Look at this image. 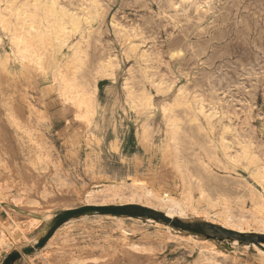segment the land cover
Segmentation results:
<instances>
[{
  "label": "rangeland",
  "instance_id": "rangeland-1",
  "mask_svg": "<svg viewBox=\"0 0 264 264\" xmlns=\"http://www.w3.org/2000/svg\"><path fill=\"white\" fill-rule=\"evenodd\" d=\"M89 1L0 0V264H264V0Z\"/></svg>",
  "mask_w": 264,
  "mask_h": 264
},
{
  "label": "bare ground",
  "instance_id": "bare-ground-1",
  "mask_svg": "<svg viewBox=\"0 0 264 264\" xmlns=\"http://www.w3.org/2000/svg\"><path fill=\"white\" fill-rule=\"evenodd\" d=\"M83 1V0H82ZM89 1V0H88ZM157 1V0H156ZM160 1V0H159ZM206 1V0H205ZM50 2V1H49ZM48 2V3H49ZM85 2V1H84ZM90 2V1H89ZM96 2V1H95ZM174 2V1H173ZM172 2V3H173ZM182 2H184V0L182 1ZM21 3V2H20ZM46 3V2H45ZM44 3V4H45ZM47 3V4H48ZM71 3V2H70ZM170 3V2H169ZM50 4V3H49ZM48 4V5H49ZM54 4H55V2L53 1V2H51V4H50V6H49V10H52V13H53V10H54ZM94 4V3H93ZM99 4V3H98ZM179 4V3H178ZM204 4V3H203ZM80 5V4H79ZM83 5V4H82ZM152 5V4H151ZM173 5V4H172ZM175 5V4H174ZM215 5V4H214ZM14 6V5H13ZM85 6V5H84ZM101 5H99V7H100ZM177 6V5H176ZM205 6V5H204ZM234 6V5H233ZM5 7V6H4ZM20 8H21V6H20ZM44 8V7H43ZM47 8H44V9H47ZM169 8H172V7H169ZM168 8V9H169ZM216 8V7H215ZM236 8V7H235ZM235 8H233V9H235ZM10 9H11V7H10ZM48 9H47V11H48ZM161 9H163V7L161 8ZM264 9V8H263ZM32 10V9H31ZM35 10V9H34ZM61 10V9H60ZM65 10V9H64ZM63 10V11H64ZM160 10V9H159ZM165 10V9H164ZM173 10V9H172ZM183 10H184V8H183ZM196 10V9H195ZM41 11H43V10H41ZM46 10H45V12H47ZM191 11H192V9H191ZM19 12V11H18ZM49 12V11H48ZM47 12V13H48ZM51 12V11H50ZM85 12H87V11H85ZM97 12H99V11H97ZM161 12V11H160ZM232 12V11H231ZM34 13V12H33ZM40 13V12H39ZM133 13V12H132ZM145 13H147V12H145ZM191 13V12H190ZM238 13V12H237ZM21 14V13H20ZM69 14V13H68ZM156 14V13H155ZM50 15V14H49ZM72 15H74V14H72ZM87 15H89V14H87ZM145 15V14H144ZM166 15V14H165ZM16 16V15H15ZM17 16H19V15H17ZM40 16V15H39ZM44 16V15H43ZM51 16V15H50ZM53 16V15H52ZM52 16H51V18H52ZM76 16V15H75ZM75 16H72V17H75ZM79 16V15H78ZM84 16V15H83ZM45 17V16H44ZM44 17H42L43 19H44ZM80 17H81V15H80ZM89 17V16H88ZM193 17H196V16H193ZM40 19H41V17H39ZM49 18V17H48ZM48 18H46V20L48 19ZM164 19V18H163ZM174 19H176V18H174ZM189 19V18H188ZM197 19V18H196ZM199 19V18H198ZM34 20V19H33ZM45 20V19H44ZM43 20V21H44ZM84 20V19H83ZM111 20V19H110ZM169 20V19H168ZM170 20H171V18H170ZM48 21V20H47ZM89 21V20H88ZM35 22V21H34ZM38 22V21H37ZM45 22V21H44ZM49 22V21H48ZM51 22V21H50ZM163 22H164V20H163ZM182 22V21H181ZM189 22V21H188ZM84 23H85V20H84ZM105 23V22H104ZM111 23V22H110ZM185 23V22H184ZM183 23V24H184ZM1 24V23H0ZM45 24V23H44ZM83 24V23H82ZM106 24V26L108 25L107 23H105ZM163 24V23H162ZM132 25H134V24H132ZM15 26V25H14ZM85 26V25H84ZM83 27V26H82ZM172 27V26H171ZM18 28V27H17ZM29 28V27H28ZM16 29V28H15ZM32 29V28H31ZM34 32V31H33ZM169 32V31H168ZM8 33V32H7ZM14 33V32H13ZM16 33V32H15ZM158 34V33H157ZM14 35V34H13ZM184 35H186V34H184ZM166 36V35H165ZM140 37V36H139ZM164 37V36H163ZM184 37V36H183ZM11 38H14L13 36H11ZM141 39V38H140ZM180 39V38H179ZM186 39V38H185ZM14 40V39H13ZM22 40V39H21ZM187 40V39H186ZM176 41V40H175ZM179 41V40H178ZM177 41V42H178ZM15 42H16V40H15ZM43 42V41H42ZM123 42V41H122ZM153 42V41H152ZM200 42H202V41H200ZM199 42V43H200ZM9 44V43H8ZM10 44H12V43H10ZM34 44V43H33ZM124 44V43H123ZM126 44V43H125ZM172 44H174V43H172ZM28 45V44H27ZM121 45V44H120ZM176 45V44H175ZM179 45V44H178ZM201 45V44H200ZM200 45H198V46H200ZM12 46H13V44H12ZM45 46V45H44ZM16 47V46H15ZM191 48V47H190ZM38 49V48H37ZM143 49V48H142ZM196 49V48H195ZM31 50H33V49H31ZM128 50H129V48H128ZM132 50V49H131ZM134 51V50H133ZM173 51V50H172ZM182 51V50H181ZM197 51V50H196ZM204 51V50H203ZM29 52H31V51H29ZM158 52V51H157ZM201 52V51H200ZM148 53V52H147ZM151 53V52H150ZM181 53V52H180ZM179 53V54H180ZM194 53V52H193ZM196 53V52H195ZM199 53V52H198ZM145 54V53H144ZM160 54V53H159ZM175 54V53H174ZM178 54V55H179ZM14 55V54H13ZM157 55V54H156ZM173 55V54H172ZM171 55V56H172ZM5 56H7V54L5 55ZM30 56V55H29ZM82 56H83V54H82ZM170 56V55H169ZM170 56V57H171ZM11 57V56H10ZM23 57V56H22ZM86 57V56H85ZM133 57V56H132ZM9 58V57H8ZM14 58V57H13ZM21 58V57H20ZM19 58V59H20ZM81 58V57H80ZM107 58V57H106ZM127 58V57H126ZM145 58V57H144ZM149 58V57H148ZM160 58H161V56H160ZM15 59V58H14ZM115 59V58H114ZM155 59V58H154ZM157 59V58H156ZM10 60V59H9ZM160 60V59H159ZM11 61V60H10ZM123 61V60H122ZM29 64V63H28ZM34 65V64H33ZM81 65H83V64H81ZM208 65V64H207ZM210 65V64H209ZM85 66V65H84ZM101 68V67H100ZM106 70V69H105ZM112 72V71H111ZM203 72H205V71H203ZM202 72V73H203ZM102 73V72H101ZM104 73V72H103ZM108 73V72H107ZM114 73V72H113ZM136 73V72H135ZM208 73V72H207ZM212 72H210V74H211ZM78 74V73H77ZM213 74V73H212ZM211 74V75H212ZM98 75V74H97ZM203 75V74H202ZM245 75V74H244ZM23 76V75H22ZM214 76V75H213ZM74 78H75V75H74ZM77 78V77H76ZM137 78V77H136ZM203 78V77H202ZM206 78V77H205ZM224 78H225V76H224ZM214 79H215V76H214ZM217 79V78H216ZM222 79V78H221ZM226 79V78H225ZM211 80V79H210ZM230 81H231V79H229ZM236 80H239V79H236ZM235 80V81H236ZM67 81V80H66ZM205 81H207V80H205ZM214 81V80H213ZM221 81V80H220ZM222 82H224V81H222ZM221 82V83H222ZM264 82V81H263ZM229 83V82H228ZM228 83H226V84H228ZM231 83H233L232 81H231ZM237 83V82H236ZM217 84V83H216ZM215 84V85H216ZM210 85V84H209ZM212 85V84H211ZM218 85V84H217ZM76 86V85H75ZM79 86V85H78ZM91 86V85H90ZM142 86V85H141ZM221 86V85H220ZM226 87V86H225ZM224 87V88H225ZM231 87V86H230ZM205 88V87H204ZM214 87H212V89H213ZM219 88V87H218ZM233 88V87H232ZM70 89V88H69ZM147 89V88H146ZM61 90V89H60ZM64 90V89H63ZM77 90V89H76ZM207 90V89H206ZM202 91V90H201ZM205 91V90H204ZM225 91V90H224ZM256 91V90H255ZM146 92V91H145ZM227 92V91H226ZM79 93V92H78ZM137 93V92H136ZM144 93V92H143ZM219 93V92H218ZM223 93V92H222ZM231 93V92H230ZM226 94V93H225ZM65 95V94H64ZM67 95H69V94H67ZM131 95V94H130ZM134 95V94H133ZM228 95V94H227ZM70 96V95H69ZM88 96V95H87ZM141 96V95H140ZM144 96V94L142 95V97ZM148 96V95H147ZM220 96V95H219ZM64 97V96H63ZM131 97V96H130ZM144 97H146V96H144ZM213 97V96H212ZM67 98H69L68 96H67ZM232 98V97H231ZM64 99V98H63ZM84 99V98H83ZM82 99V100H83ZM221 99V98H220ZM131 100V99H130ZM140 100V99H139ZM211 100V99H210ZM219 100V99H218ZM225 100V99H224ZM229 100V99H228ZM141 101V100H140ZM148 101V100H147ZM152 101V100H151ZM183 101V100H182ZM170 102H172V101H170ZM70 103V102H69ZM74 102H71V104H73ZM131 103V102H130ZM137 103V102H136ZM82 104V103H81ZM148 104V103H147ZM151 104V103H150ZM180 104V103H179ZM188 104V103H187ZM74 105H75V103L73 104V107H74ZM173 105V104H172ZM176 105V104H175ZM30 108H33L30 104L28 105ZM142 106H143V104H142ZM150 106V105H149ZM174 106V105H173ZM237 106V105H236ZM168 107V106H167ZM176 108H178L177 106H175ZM215 107V106H214ZM63 108V107H62ZM77 108V107H76ZM242 108V107H241ZM240 108V109H241ZM81 109V108H80ZM180 109H182V108H180ZM232 109V108H231ZM230 109V110H231ZM234 109V108H233ZM144 111V110H143ZM220 111V110H219ZM168 112V111H167ZM184 112V111H183ZM230 113V112H229ZM168 114V113H167ZM171 114V113H170ZM184 114V113H183ZM217 114V113H216ZM232 114V113H231ZM189 115V114H188ZM167 116V115H166ZM232 116V115H231ZM16 118V117H15ZM23 118V117H22ZM176 118V117H175ZM191 118V117H190ZM14 119V118H13ZM13 119H12V117H9V121L10 120H12L13 121ZM21 119V118H20ZM173 120V119H172ZM193 120V119H192ZM17 121V120H16ZM27 121V120H26ZM178 121V120H177ZM180 121V120H179ZM191 121V120H190ZM168 122V121H167ZM188 123V120L187 121H185V123ZM1 123V122H0ZM9 123V122H8ZM20 123V122H19ZM23 123V122H22ZM171 123V122H170ZM174 123H176L175 121H174ZM180 123V122H179ZM184 123V122H183ZM27 124V123H26ZM182 124V123H181ZM28 125V124H27ZM172 125V124H171ZM175 125V124H174ZM186 125V124H185ZM184 124H183V126H185ZM176 126V125H175ZM14 131H15V133L13 134V133H11V132H8L6 129H5V127H3V126H1V124H0V151H1V147H2V149H4V148H13V146L16 144L19 148H20V146H21V143H20V141H19V139H18V137H20V134L19 133H17L16 134V132L18 131L19 132V129H21V127H20V125L19 124H17V123H15L14 124ZM147 127V126H146ZM186 127V126H185ZM189 127V126H188ZM176 128V127H175ZM180 129L182 128L181 126L179 127ZM147 129H149L148 127H147ZM174 129V128H173ZM172 129V130H173ZM35 130V129H34ZM176 130V129H175ZM174 130V131H175ZM179 130V129H178ZM185 130V129H184ZM177 131V130H176ZM35 132V131H34ZM191 132V131H190ZM190 132H188V133H190ZM29 133V132H28ZM174 133V132H173ZM193 134V133H192ZM178 135H180L179 133H178ZM183 135V134H182ZM174 137V136H173ZM189 137V136H188ZM238 137H239V135H238ZM243 137V136H242ZM237 138V137H236ZM182 139V138H181ZM14 140V141H13ZM191 140V139H190ZM186 141V140H185ZM239 141V140H238ZM175 142H176V140H175ZM235 142V141H234ZM238 143V142H237ZM14 144V145H13ZM186 144H188L189 145V143H186ZM233 144V143H232ZM241 144V143H240ZM192 145V144H191ZM36 146H39L38 144L36 145ZM193 146V145H192ZM197 146V145H196ZM195 146V147H196ZM232 147V146H231ZM181 148V147H180ZM179 148V149H180ZM188 148V147H187ZM202 148V147H201ZM212 148V147H211ZM6 149V150H7ZM191 149V148H190ZM200 149V148H199ZM213 149V148H212ZM211 149V150H212ZM201 150V149H200ZM199 150V151H200ZM204 150V149H203ZM16 151V150H15ZM175 151H177V150H175ZM180 151V150H179ZM184 151V150H183ZM188 151V150H187ZM169 152V151H168ZM171 152V151H170ZM178 152V151H177ZM194 153V152H193ZM198 153V152H197ZM245 153V152H244ZM31 157H32V159L30 160V161H28L29 163H24L23 165H21V167H20V170H22L23 171V177L26 179L25 181L27 182V184L29 183V185H30V188H31V190H33L34 191V193L35 194H37V196L38 197H40V199H44V200H47V199H49V197H48V195L49 194H52V197H53V195H55V196H57L58 195V193L60 192V191H62L63 190V188H59V187H57V188H53L52 186H51V184H49V183H47L46 181H44V179H43V176H42V174H41V172H40V169H39V167H38V165L39 164H41L42 162H44V163H46L47 165H48V168H51V165H52V161H51V159L49 158V156L47 155V152L46 151H44V150H42L41 148H38V150H32L31 151ZM171 154V153H170ZM188 154H189V152H188ZM202 154V153H201ZM204 154V153H203ZM3 155V154H2ZM182 155V154H181ZM186 155H187V153H186ZM190 155H191V153H190ZM96 156V155H95ZM171 156V155H170ZM198 157H199V155H197ZM201 156V155H200ZM210 156H212V154H210ZM213 156H215V155H213ZM96 157H99V156H96ZM180 156H178V158H179ZM184 157V156H183ZM188 157V156H187ZM195 157V156H194ZM198 157H196V158H198ZM237 157V156H236ZM235 157V158H236ZM195 158V159H196ZM245 158V157H244ZM2 159V158H1ZM6 159V158H5ZM182 159V158H181ZM185 159V158H184ZM238 159V158H237ZM189 160H191V159H189ZM198 160H200V159H198ZM210 160V159H209ZM212 160V159H211ZM4 161V160H3ZM2 161V162H3ZM165 161V160H164ZM202 161V160H201ZM229 161V160H228ZM263 161V160H262ZM1 162V161H0ZM175 162V161H174ZM197 162V161H196ZM199 162V161H198ZM217 162V161H216ZM221 162V161H220ZM237 162V161H236ZM23 163V162H22ZM167 163V162H166ZM185 163V162H184ZM189 163H190V161H189ZM242 163V162H241ZM46 164H45V166H46ZM150 164V163H149ZM172 164V163H171ZM170 164V165H171ZM188 164V163H187ZM254 164V163H253ZM258 164V163H257ZM261 164V163H260ZM264 164V163H263ZM101 165V164H100ZM165 165V162H162V166H164ZM185 165H186V163H185ZM196 165H198V164H196ZM219 165V164H218ZM251 165V164H250ZM1 166V165H0ZM42 166V165H41ZM44 166V167H45ZM174 166V165H173ZM183 166V165H182ZM216 166V165H215ZM255 166H257V165H255ZM5 167H7V166H5ZM43 167V166H42ZM47 167V166H46ZM54 167V166H53ZM150 167H151V165H150ZM166 167V166H165ZM178 167V166H177ZM253 167V166H252ZM2 168V167H1ZM16 168V167H15ZM164 168V167H163ZM188 168V167H187ZM193 168V167H192ZM199 168V167H198ZM207 168H209V167H207ZM254 168V167H253ZM260 168H262V167H260ZM53 169V168H52ZM264 169V168H263ZM3 170H6V168H3ZM12 170V169H11ZM192 170V169H191ZM203 170H205V169H203ZM42 171V170H41ZM188 171V170H187ZM201 171V170H200ZM19 172H21V171H19ZM46 172V171H45ZM192 172V171H191ZM197 172V171H196ZM203 172V171H202ZM211 172H213V171H211ZM234 172V171H233ZM256 172H257V169H256ZM22 173V172H21ZM171 173V172H170ZM195 173V172H194ZM215 173V172H214ZM227 173V172H226ZM238 173V172H237ZM197 174V173H196ZM208 174V173H207ZM219 174V173H218ZM253 175V174H252ZM259 175V174H258ZM18 176H20L19 175V173H17V175L15 176V179H16V177L17 178H19ZM192 176H193V174H192ZM199 176V175H198ZM55 177V176H54ZM234 177V176H233ZM251 177V176H250ZM261 177H263V176H261ZM202 178V177H201ZM59 179V178H58ZM215 179V178H214ZM219 179V178H218ZM220 179H221V177H220ZM242 179V178H241ZM264 179V178H263ZM23 180V179H22ZM62 180V179H61ZM193 180V179H192ZM207 180V179H206ZM216 180V179H215ZM224 180V179H223ZM50 181V180H49ZM52 181V180H51ZM54 181V180H53ZM196 181V180H195ZM210 181V180H209ZM63 182V181H62ZM64 182H66V181H64ZM118 182H121V181H118ZM117 182V183H118ZM197 182V181H196ZM213 182V181H212ZM221 182V181H220ZM223 182V181H222ZM228 182V181H227ZM244 181H242V183H243ZM262 182V181H261ZM54 184H55V182H53ZM57 183H59V182H57ZM61 183V182H60ZM114 183V182H113ZM190 183V182H189ZM217 183V182H216ZM215 183V184H216ZM248 183V182H247ZM21 184V183H20ZM25 184V183H24ZM54 184H53V186H54ZM264 184V183H263ZM63 185V184H62ZM65 185V184H64ZM63 185V186H64ZM68 185V184H67ZM70 185V184H69ZM106 185V184H105ZM104 185V186H105ZM114 185V184H113ZM197 185V184H196ZM236 185H237V183H236ZM249 185V184H248ZM63 186H61V187H63ZM120 186V185H119ZM201 187H202V184L200 185ZM213 186V185H212ZM227 186V185H226ZM239 186V185H238ZM17 187V186H16ZM56 187V186H55ZM65 187V186H64ZM69 187V186H68ZM200 187V188H201ZM235 187V186H234ZM242 187V186H241ZM25 188H26V186H25ZM105 188V187H104ZM113 188V187H112ZM223 188H224V186H223ZM249 188V187H248ZM252 188V187H251ZM254 188V187H253ZM3 189V188H2ZM65 189H66V187H65ZM68 189V188H67ZM114 189V188H113ZM134 189V188H133ZM238 189H240L239 187H238ZM246 189V188H245ZM263 189V188H262ZM94 190V189H93ZM101 190H102V188H101ZM141 190V189H140ZM227 190V189H226ZM22 191V190H21ZM92 191V190H91ZM95 191V190H94ZM113 191V190H112ZM114 191H116V190H114ZM142 191V190H141ZM202 191V190H201ZM225 191V190H224ZM257 191V190H256ZM263 191V190H262ZM120 192V191H119ZM135 192V191H134ZM146 192V191H145ZM144 192V193H145ZM147 192H149V191H147ZM200 192V191H199ZM258 192V191H257ZM89 193V192H88ZM115 193V192H114ZM114 193H112V194H114ZM244 193H245V191H244ZM259 193V192H258ZM21 194V193H20ZM87 194V193H86ZM94 194V193H93ZM98 194V193H97ZM100 194V193H99ZM106 194H107V192H106ZM117 194V193H116ZM128 194V193H127ZM131 194H134L133 192L131 193ZM130 194V195H131ZM146 194V193H145ZM152 194H153V192H152ZM191 194V193H190ZM251 194V193H250ZM89 195V194H88ZM103 195V194H102ZM144 195V194H143ZM151 195V194H150ZM100 196V195H99ZM108 196V195H107ZM125 196V195H124ZM127 196V195H126ZM134 196H136V195H134ZM149 196V195H148ZM154 196V195H153ZM152 196V197H153ZM253 196V195H252ZM262 196V195H261ZM52 197H51V199H52ZM95 197H98L97 195H95ZM111 197H112V195H111ZM131 197V196H130ZM140 197V196H139ZM147 197V196H146ZM155 197V196H154ZM164 197V196H163ZM190 197V196H189ZM32 198V197H31ZM34 199H36V197H33ZM32 198V199H33ZM99 198V197H98ZM113 198V197H112ZM119 198V197H118ZM129 198V197H128ZM127 198V199H128ZM264 198V197H263ZM262 198V199H263ZM18 199V198H17ZM95 199V198H94ZM106 199H108L107 197H106ZM125 199V198H124ZM131 199V198H130ZM152 199V198H151ZM155 199H157V198H155ZM16 200V199H15ZM110 200V199H109ZM123 200V199H122ZM132 200H134V199H132ZM146 200V199H145ZM17 201V200H16ZM52 201V200H51ZM106 201V200H105ZM108 201V200H107ZM111 201V200H110ZM120 201V200H119ZM148 201V200H147ZM150 201V200H149ZM152 201V200H151ZM191 201V200H190ZM13 202V201H12ZM49 202V201H48ZM99 202V201H98ZM112 202H114L113 200H112ZM124 202V201H123ZM122 202V203H123ZM156 202V201H155ZM192 203H193V201H191ZM19 203V202H18ZM34 203V202H33ZM43 203V202H42ZM93 203V202H92ZM177 203V202H176ZM14 204V203H13ZM95 204V203H94ZM108 204V203H107ZM154 204H156V203H154ZM153 204V205H154ZM166 204V203H165ZM169 204V203H168ZM174 204H175V202H174ZM16 205V204H15ZM31 205V204H30ZM29 205V206H30ZM194 205V204H193ZM32 206V205H31ZM159 206V205H158ZM203 206V205H202ZM160 207V206H159ZM162 207V206H161ZM28 208V207H27ZM7 210V209H6ZM12 210V209H11ZM20 211V210H19ZM14 212V211H13ZM18 212V211H17ZM8 213V212H7ZM24 214V213H23ZM28 214V213H27ZM9 216V215H8ZM114 217V216H113ZM231 218H232V216H230ZM10 218H11V216H10ZM238 218V217H237ZM234 219H236L235 217H234ZM239 219V218H238ZM123 220V219H122ZM229 220H230V218H229ZM240 220V219H239ZM226 221H228V220H226ZM232 221V220H231ZM234 221V220H233ZM238 221V220H237ZM256 221V220H255ZM122 222V221H121ZM230 221H228V223H229ZM242 222V221H241ZM118 223V222H117ZM120 223V222H119ZM226 223V222H225ZM238 223V222H237ZM19 224V223H18ZM136 224V223H135ZM138 224V223H137ZM231 224V223H230ZM230 224H228V225H230ZM120 225V224H119ZM139 225V224H138ZM232 225V224H231ZM237 225V224H236ZM121 226V225H120ZM238 226V225H237ZM19 227V226H18ZM233 227V226H232ZM240 227V226H239ZM137 228V227H136ZM237 228V227H236ZM241 228V227H240ZM190 241V240H189ZM49 243V242H48ZM189 243H191V242H189ZM51 245V244H50ZM47 246V245H46ZM196 247V246H195ZM213 249V248H212ZM210 251V250H209ZM213 252V251H212ZM214 253V252H213ZM212 253V254H213ZM211 254V253H210ZM65 258V257H64ZM75 259V258H74ZM209 259H210V257H209ZM75 261H76V259H75ZM58 262V261H57ZM207 264H213V263H207Z\"/></svg>",
  "mask_w": 264,
  "mask_h": 264
},
{
  "label": "trees",
  "instance_id": "trees-1",
  "mask_svg": "<svg viewBox=\"0 0 264 264\" xmlns=\"http://www.w3.org/2000/svg\"><path fill=\"white\" fill-rule=\"evenodd\" d=\"M105 209V208H104Z\"/></svg>",
  "mask_w": 264,
  "mask_h": 264
}]
</instances>
